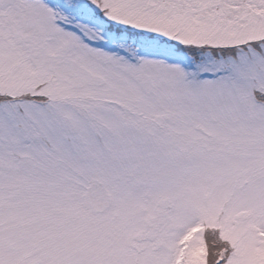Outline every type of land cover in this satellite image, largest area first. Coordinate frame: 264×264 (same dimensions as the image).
Segmentation results:
<instances>
[{"label": "snow or ice", "instance_id": "1", "mask_svg": "<svg viewBox=\"0 0 264 264\" xmlns=\"http://www.w3.org/2000/svg\"><path fill=\"white\" fill-rule=\"evenodd\" d=\"M0 264H264V0H0Z\"/></svg>", "mask_w": 264, "mask_h": 264}]
</instances>
